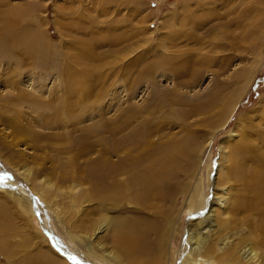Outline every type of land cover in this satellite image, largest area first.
<instances>
[{
  "label": "rangeland",
  "instance_id": "374dc122",
  "mask_svg": "<svg viewBox=\"0 0 264 264\" xmlns=\"http://www.w3.org/2000/svg\"><path fill=\"white\" fill-rule=\"evenodd\" d=\"M246 138L264 163V0H0V186L28 199L21 208L0 190V264H133L112 242L114 221L154 228L159 215L132 192L102 191L145 182L146 192L152 156L174 142L179 194L163 205L172 217L159 254L148 240L152 260L178 264L189 197L201 180L212 201L220 143L226 166ZM256 216L250 230L264 238ZM252 246L264 263L262 241Z\"/></svg>",
  "mask_w": 264,
  "mask_h": 264
},
{
  "label": "bare ground",
  "instance_id": "6f19581e",
  "mask_svg": "<svg viewBox=\"0 0 264 264\" xmlns=\"http://www.w3.org/2000/svg\"><path fill=\"white\" fill-rule=\"evenodd\" d=\"M4 34H7V32H5ZM8 125L13 128V126H11L10 124ZM21 130H13V135L15 133H21ZM234 135L235 134L231 136L233 137ZM129 138L131 141L129 140ZM129 138H127L124 143L127 142V145H133L132 149L129 147L131 150L129 152H134L137 150L139 145V143H137L136 141L138 137L132 136ZM146 138L147 134H144L141 138L142 143L149 142L148 140H146ZM248 140L249 139L246 138L243 144L236 143L231 145V147L227 149L231 151V154L229 156L230 159H228L227 161L228 165L226 166H223V163L226 158L225 148L227 147L225 144H227L228 141L220 143L219 160L217 162L218 169H216L215 173L217 177L216 179L214 178L216 181L213 188L211 202L208 201V199L207 202L205 199L207 197H204L201 180L198 181L196 187L194 188L193 194L191 197H189L190 200L189 202L187 201L188 205L185 209V216L191 217L192 221L189 223L188 227L184 229V240L181 242L182 248H180V253L182 256H179L180 260L178 264H227V262L232 258H236L240 264H264L259 260L260 258H258V252L252 246V242L255 241H262V243L264 244V238H257L252 230H250L252 229L250 216L253 214V212H257V214L259 215L258 217L256 216L257 228L258 230H262V236L264 237V163L261 161L262 159L260 160L261 157H257L259 153H256L254 151L255 148L253 147V145H251L252 143L249 142L250 140ZM175 147H177V143L174 142L167 148L159 149V151L161 150V153H165L164 155L157 156L158 153L155 152V154H157L156 158L155 155L152 156L150 161L151 166L147 170H149L150 183L152 185L153 182V185L152 187H148V189H145L144 191L147 190L146 192H142L141 194L139 193L140 185L144 184L145 182L140 184V182L138 183L137 180H135L136 178L134 179L137 182L136 183L134 181V183H136V187L132 189L112 187V192L110 191V193L109 190H103L101 188L103 190H101L103 192V197L112 196L111 194L114 192V194L116 195V193H121L124 190V195L132 192L133 199H131L135 200L134 204L141 206L144 205V207L152 208L154 209L152 214L162 216L160 220H158L159 216H154V228L152 227L153 225L151 223L137 220L136 218L132 217H130V220L127 218L114 221L113 225L116 228L113 229V238H111L112 242L116 245L117 250L120 252L119 254L122 255L123 252L124 257L133 264H157V258H155L156 261H154L152 260L154 257H149L152 254V247L150 246L148 237H154V242L155 244H157V253L155 254H159L164 242L160 241V239L166 236L167 224L171 222L172 217V215L170 216L171 209H167L163 205L168 201L172 202L173 194H175V192L176 194H179L177 190H172L173 186H171L170 184V177L173 176L170 168H173V162H175L173 160L174 157H172L171 154L173 152L172 150L175 149ZM260 148L262 149V146H260ZM86 149H88V147ZM117 149L115 148V153ZM82 151L79 150V153H82ZM189 151H184L183 158L186 162L190 160L189 165L191 166H188V168L190 169V167L193 166L192 164L194 162L193 160H191L192 156L189 155ZM19 158H21V160L23 161V158L25 157H22L20 155ZM134 159H136V157H134ZM26 160L27 159L25 158V161ZM209 165L207 170L208 186H210L211 183L210 176L213 170ZM26 166L27 163L24 162L22 167L19 169L16 168L15 171L19 173L21 171V175L25 172L28 173L27 169H24ZM122 167L123 166L121 165H117L104 169L110 174L109 176H113V174L122 171ZM226 167H228V170L224 171L223 169ZM144 174L145 172H139L140 176H144ZM14 175L17 177L15 173ZM92 179L94 178H91V180ZM131 179L129 178L127 180ZM101 180L103 181V179ZM129 182L130 181H127L128 184L126 183L128 186H131V184L133 185V183L129 184ZM9 184L10 187L8 189H4L0 186V190H5L10 194L14 193L13 195L16 197L15 202L21 208L28 206V199L25 198L26 195L24 191H21V188L19 189L18 186H15L16 183ZM141 188H143V185ZM159 190H162L163 194L160 193L162 191L159 192ZM217 190L220 191V195L217 194ZM231 191L233 192L231 193ZM205 206H207V209L204 208ZM214 206L217 207L216 210L213 208ZM232 223L234 224V227L232 226ZM236 228L238 229L236 230ZM50 229L52 228L50 227ZM121 234H124V236L126 237H122ZM176 255L175 252H173V256L175 257ZM106 258H108V260H112V262H118V259L114 254L108 253ZM140 258H143V260L141 261ZM109 262L111 263V261H107V263Z\"/></svg>",
  "mask_w": 264,
  "mask_h": 264
}]
</instances>
